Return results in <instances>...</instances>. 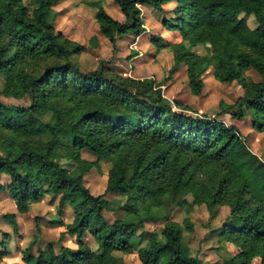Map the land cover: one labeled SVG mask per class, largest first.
<instances>
[{
	"label": "trees",
	"instance_id": "obj_1",
	"mask_svg": "<svg viewBox=\"0 0 264 264\" xmlns=\"http://www.w3.org/2000/svg\"><path fill=\"white\" fill-rule=\"evenodd\" d=\"M59 0H0V77L3 94L27 98L28 107L0 103V177L18 214L46 194L56 197L57 216L72 210L65 234L76 249L51 242L38 246L39 229L20 251L24 264H122L115 253L131 254L133 240H147L137 258L140 264H202L184 240V226L162 217L160 210L180 200L186 219L205 202L211 212L228 206L235 223L225 235L240 248L222 264H264V159L253 153L239 129L217 117L186 114L188 106L168 100L162 83L152 77L133 78L102 64L81 71L71 58L81 46L53 26V7ZM125 21L117 22L102 8L95 20L99 33L115 50L117 38H134L144 31L139 6L162 12L174 2L162 25L180 35L179 43L151 37L156 49L172 51L173 66L186 69L195 95L204 89L209 66L223 84L236 82L242 95L230 105L219 103L217 116L236 120L249 116L251 128L264 132V0H113ZM94 5V4H90ZM253 17L256 25L249 20ZM90 42H97L91 37ZM208 46V54L198 47ZM260 77L250 82L243 68ZM44 136L51 139L44 140ZM82 151L96 160L81 157ZM112 159L106 193L125 198L122 219L108 223L104 195L93 196L84 177L104 156ZM5 187L0 182V193ZM187 192V198H181ZM189 199V200H188ZM3 218L18 232L15 214ZM163 221L159 231L145 223ZM58 226L61 220L55 221ZM50 226L54 222H48ZM89 234L97 246L84 242ZM5 252L0 254L1 258Z\"/></svg>",
	"mask_w": 264,
	"mask_h": 264
},
{
	"label": "rangeland",
	"instance_id": "obj_2",
	"mask_svg": "<svg viewBox=\"0 0 264 264\" xmlns=\"http://www.w3.org/2000/svg\"><path fill=\"white\" fill-rule=\"evenodd\" d=\"M63 2L64 0H62V3ZM98 7H101L112 18L119 19L122 17L119 8L111 0H98V5L94 4L92 7L85 6L76 10H57V12L60 13L53 18V26L55 30L61 32L67 39L71 41L74 40L81 46V51L71 58V61L81 71H93L99 66V64H102L103 67L122 76L131 74V77L137 79L152 77L156 82L163 84L162 91L164 97L172 102L189 107L190 112L186 111V114H191L192 116L204 115L210 118L217 117V119L222 120L226 125H232L235 124V122L237 123L238 120L236 121V119L231 118V116H217L220 112V102L230 105L242 95V90L236 82L230 84L220 83L215 80L212 75L213 66H209L203 77L204 89L201 95H195L193 90L190 89L187 84L185 66H179L174 74L169 75V70L173 66L171 49L164 48V50L160 49V51L156 52V47L151 43V39L148 38L149 33L152 31H154L155 35L154 33L150 34V38L159 36L163 40L174 42L177 37H180L178 32L168 31L163 27L161 21L164 13L146 6L147 9H145V11L148 10L145 14L148 19L147 24H149V26L151 24L152 27L150 26L147 28L148 33L144 35L142 39L146 37L149 44L153 45V53L151 52V54L150 52L145 51L144 56H141L136 60L134 59L135 55L131 54L132 51L129 52L130 50H125V47L113 50L109 41H104V38L98 34V32L97 34L99 38L103 40L101 41L102 43L99 44L98 39L96 43L90 42V38L96 34L94 24L96 28L98 27L95 20V14ZM250 17V26L251 21L255 26L256 23L253 17ZM157 19H160L158 23ZM154 21L158 25V30L153 26ZM195 51L199 54H206L208 52V46L198 47ZM243 73L250 82L260 80L258 74L247 67L243 68ZM3 89L4 80L0 77L1 104L6 106L15 105L18 107L29 106L27 98L7 97L3 94ZM238 124L242 131H240V133H243V135L246 134L244 136L250 150L264 159V133L259 134L250 131L251 120L248 116L244 117ZM43 139L49 140L51 138L49 136H44ZM252 141L255 143L254 147L250 145ZM81 157L89 161L96 160L93 155L86 151H82ZM111 165L112 159L105 155L99 161V166L94 167L84 177V187L87 188L93 196L104 195V198L107 201L108 210L104 211L103 215L108 223L123 218V205L125 202V198L118 194V192L106 193V179L108 172L111 169ZM0 182L5 187L0 193V232H2L5 225L6 227L9 226L3 216L4 214H10L14 211V203L9 198L6 190L9 183V177L7 175H1ZM187 195V192H181V198H187ZM55 198L56 197H52L48 194L39 202L32 203L28 213L20 218V225L19 223L17 224L18 232L14 235L20 233V237L27 236L32 240V237L36 234V230L39 229L41 239L39 240L38 246L43 247L45 243L51 242L56 253H60L61 247L69 246L68 239L70 237L68 238L67 236L65 240L60 238L61 230L64 231L62 234H65V225L62 228H49L50 224L48 222L50 221L61 220L64 224L72 221V210L68 207L64 209L63 216L60 218L57 216L56 208L58 200ZM179 202L180 200L178 199L173 207L163 208L160 210V213L162 217H168L169 220L177 222L185 227L183 229L184 240L193 256H196L202 264H222L238 255L240 248L234 245L231 239L225 235L226 228L235 223V220H232L229 217L230 209L228 206H219L210 212L207 209L206 203L203 202L200 205L195 206L186 219L185 211ZM163 224L164 222L162 220L159 222L148 221L144 226L148 230L159 231ZM9 229L12 232L10 226ZM8 236L9 235L6 233L1 235L6 243ZM84 242L91 250L97 249L94 240L89 234L85 235ZM133 244L135 249H138L136 240H134ZM3 249V252H5L7 250L6 246L3 247ZM6 253L7 252H5V255H7ZM115 255L124 264H140L135 253L126 255L119 252ZM252 264H260V259L258 257L254 258Z\"/></svg>",
	"mask_w": 264,
	"mask_h": 264
},
{
	"label": "crops",
	"instance_id": "obj_3",
	"mask_svg": "<svg viewBox=\"0 0 264 264\" xmlns=\"http://www.w3.org/2000/svg\"><path fill=\"white\" fill-rule=\"evenodd\" d=\"M71 1H73V2H71ZM109 1V0H108ZM112 2H113V0H111ZM114 3V2H113ZM90 4H95V5H98V0H64V2L62 3V0H59L58 1V3L53 7V11H54V13H55V16L58 14V13H60V12H57V10H62V11H64V10H76V9H80V7L82 8V7H85V6H91L92 7V5H90ZM94 6V5H93ZM117 6V5H116ZM118 7V6H117ZM148 7V6H147ZM174 7H175V4H174V2H170V3H167V4H165V5H163L162 6V8H163V11H164V16L165 17H170L171 16V13H172V10L174 9ZM95 8V7H94ZM101 8V7H100ZM139 9H140V12H141V17H142V20H143V24H144V29H145V31L139 36V37H136V38H134L132 35H130V34H127V35H125V36H123V37H119V38H117V41H116V47H117V49H121L122 47H125L126 49L125 50H130L129 52H131V54L132 55H135V57H134V59H138V58H140L141 56L143 57L144 56V52L145 51H147V52H152V49H153V45H151V44H149V42L147 41V38L145 37L144 39H142V37H144V35H146L147 33H148V29L147 28H149L150 26H151V24H150V26H149V24H147V22H148V19H147V17H146V11H148V10H146L145 11V9H147L146 8V6L145 5H141V6H139ZM116 11V10H115ZM119 11H120V9H119ZM106 12V11H105ZM107 13V12H106ZM120 13H121V11H120ZM89 14V13H88ZM108 14V13H107ZM122 14V13H121ZM91 15H92V12H91ZM110 16V15H109ZM92 17V16H91ZM111 17V16H110ZM120 17V16H119ZM93 18V17H92ZM112 18V17H111ZM161 18V17H160ZM112 19H114L115 21H117V22H124L125 21V18H124V16H123V14H122V17H120L119 19H115V18H112ZM93 20V19H92ZM160 21V19H157V23ZM94 23V22H93ZM97 23V22H96ZM157 23L154 21L153 22V26L155 27V29H159V28H157L158 27V25H157ZM152 27V26H151ZM94 28L96 29V34H95V36L94 37H96V39H98V43L99 44H101L102 42L101 41H103L101 38H99V36H98V34H100L99 33V30H98V27L96 28V26H95V24H94ZM97 32H98V34H97ZM154 33V31H152V32H150L149 33V39H150V34H153ZM162 33V32H161ZM101 35V34H100ZM154 35H155V33H154ZM102 36V35H101ZM93 37V36H92ZM103 37V36H102ZM157 37V36H156ZM159 37V36H158ZM104 38V37H103ZM160 38V37H159ZM162 39V38H161ZM107 39H105L104 38V41H106ZM72 41H74V40H72ZM165 41H167V42H169V43H179L180 42V37L178 38H176L175 39V41L173 42V41H169V40H165ZM75 42V41H74ZM107 43V42H106ZM110 46H111V44H110ZM112 47V46H111ZM161 50H164V49H161ZM156 52L157 51H160V50H158V49H156L155 50ZM153 53V52H152ZM151 53V54H152ZM159 54V53H158ZM128 77H131V74H128L127 75ZM253 80V79H252ZM258 81V80H257ZM257 81H253V82H257ZM229 116V115H228ZM224 117H225V115H224ZM249 117V116H248ZM250 118V117H249ZM251 120V119H250ZM237 121V120H236ZM242 120H238L237 121V123L235 122V124H232L233 126H235L236 128H238L239 129V131H241L240 130V127H239V124L238 123H240ZM250 131H252V132H254L255 133V131H253L252 130V128H251V130ZM242 132V131H241ZM257 133V132H256ZM264 133V132H263ZM259 134H262V133H259ZM259 134H256V135H259ZM242 135H243V133H242ZM244 135H246V134H244ZM243 135V136H244ZM250 142V141H249ZM250 145L252 146V147H254V145H255V143L252 141V143H250ZM254 153V152H253ZM256 154V153H255ZM257 155V154H256ZM46 195H48V194H46ZM45 195V196H46ZM49 195H51V194H49ZM52 196V195H51ZM39 202V201H38ZM37 203V202H36ZM68 208H70L69 206H67ZM15 208V206L13 207V210L14 211H12L11 213H14L15 214V217H16V220H17V224L19 223V225H20V222H19V220H20V218L21 217H23V216H25L26 214H18L17 212H16V210L14 209ZM71 209V208H70ZM52 222H54V225H52V226H49V228L50 229H53V228H62V227H64V225L66 226L67 224H69L71 221H69V222H66V224H64V222H63V225H61V226H58L57 225V223L55 222V221H52ZM146 224V223H145ZM4 230H2V232H0V253H3V251H4V249H3V247H5L6 246V251L5 252H7L6 254L7 255H5V256H3L2 258H1V260H0V264H24L22 261H21V255H20V251L21 250H23L24 248H26L27 247V243L31 240V239H29V237H27V236H25V237H20V233L19 234H17V235H14L12 232H11V230L9 229V226H7L6 227V225L4 226V228H3ZM146 229V228H145ZM148 230V229H147ZM149 231H151V230H149ZM153 231V230H152ZM64 231H60V238H62L63 240H65L66 238H67V236H68V242H69V246H65V248H69V249H71V250H74V249H76V246H75V239H74V237H71V236H69V235H66V234H62ZM3 233H6V234H8L9 236L7 237V243H6V241L1 237V235L3 234ZM20 237V238H19ZM134 240H136V243L138 244V249L136 248L135 249V247H134V244H133V252L131 253V254H136L137 255V253H138V251L140 250V249H143V248H145L147 245H148V241L147 240H138V239H134ZM134 240H133V242H134ZM64 247V246H63ZM94 251V250H93ZM116 254V253H115ZM114 254V255H115ZM124 254V253H123ZM126 255H130V254H126ZM115 257L117 258V256L115 255ZM259 258L260 259V257L259 256H255V257H253V259L254 258ZM118 259V258H117ZM253 259H252V261H253ZM119 260V259H118ZM120 261V260H119ZM252 261H251V264H252ZM122 264H124L122 261H120Z\"/></svg>",
	"mask_w": 264,
	"mask_h": 264
}]
</instances>
